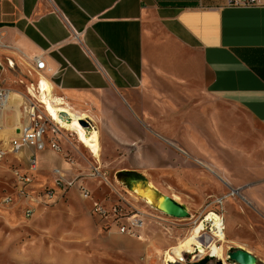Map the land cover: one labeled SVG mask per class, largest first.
Returning <instances> with one entry per match:
<instances>
[{
	"label": "crops",
	"instance_id": "obj_1",
	"mask_svg": "<svg viewBox=\"0 0 264 264\" xmlns=\"http://www.w3.org/2000/svg\"><path fill=\"white\" fill-rule=\"evenodd\" d=\"M225 1L0 0V57L16 64L0 139L27 122L29 86L43 77L101 145L97 155L66 129L60 151H36L44 173L144 176L161 169V142L202 160L264 151V6Z\"/></svg>",
	"mask_w": 264,
	"mask_h": 264
},
{
	"label": "rangeland",
	"instance_id": "obj_2",
	"mask_svg": "<svg viewBox=\"0 0 264 264\" xmlns=\"http://www.w3.org/2000/svg\"><path fill=\"white\" fill-rule=\"evenodd\" d=\"M8 141L5 138L3 145L7 147ZM160 145L161 169L144 178L64 174L66 180L78 177L100 203L123 197L139 209L145 222L142 239L123 233L120 223L124 221L98 215L77 186L60 188L54 173L39 167L29 170L25 156L8 152L0 158V264H194L187 253L181 260L176 254L167 259L165 251L179 247L211 210L224 217L226 241L214 243L217 249L222 247L223 256H207V264H238L227 259L237 248L264 264V151L202 160L178 149L175 154L169 142ZM144 163L151 167V162ZM22 175L32 180L26 188L30 199L19 194ZM148 183L142 190L140 186ZM129 186H139L135 193L143 198L132 195ZM174 194L188 206L189 218L157 209L160 196ZM220 198L222 203L217 202ZM27 207L34 209L31 217L25 216Z\"/></svg>",
	"mask_w": 264,
	"mask_h": 264
},
{
	"label": "built area",
	"instance_id": "obj_3",
	"mask_svg": "<svg viewBox=\"0 0 264 264\" xmlns=\"http://www.w3.org/2000/svg\"><path fill=\"white\" fill-rule=\"evenodd\" d=\"M224 6L260 7L264 6V0H226ZM33 62L36 72L45 69L46 63L39 56L33 57ZM15 68L16 64L13 60L9 58L3 59L0 57V113L12 107V97L14 91L7 84L8 78L7 73L5 72L7 70L14 71ZM42 79L43 77H40V80L35 86L30 84L28 90L30 91L32 89L35 93L41 95L43 92L41 89ZM45 94L50 100H52L51 91L49 92L45 90ZM21 97L23 96L21 95ZM32 97L34 100L23 104V112L27 122L19 129V133L9 139V144L7 147L3 145L5 139H0V158H3V156H5L8 152L20 153L26 148H31L34 150V153L33 156H31L28 160L30 163L29 170L33 171L38 167L36 151L45 149L47 144H49L53 150L60 151L61 147L58 141L60 140V136H62L63 131L66 129L63 127L61 122L57 121L55 117L49 113L46 103L39 100L33 94ZM54 174L56 175V184L58 187H64L67 189L71 186H77L83 198L91 201L92 207L98 215L105 218L110 217L113 219H118V221H124L120 223L123 233L138 237L139 239L143 238L142 230L145 225L142 217L143 213L136 207L132 206L126 199L121 197L120 200H117L113 203H100L99 201L93 199L90 189H88L78 177L71 180H66L64 173H62L59 169H55ZM91 174L95 176L101 175L102 173H99V171L95 169ZM20 181L21 186L19 189V194L30 199V195L28 194V190L26 188L27 185L31 183V178L29 176L22 175L20 176ZM9 201H11V199H9L8 202ZM222 201V198L217 199L218 203H222ZM33 212L34 209L32 207H27L25 216L31 217ZM212 214L217 215L221 219L225 230L224 217L222 213L220 211L211 210L208 211L206 215H204V217L200 220V222L203 223L201 238L203 240L207 238L211 239V242L220 245L222 243L221 236L214 231L213 222L206 219ZM204 248L207 250V252L203 254L197 245H194L192 251H185L184 253H187L188 256L191 257V262L194 264L206 258L207 256L210 258H218L212 256L211 253H209V245H205ZM177 259L181 260V258ZM227 259H229L228 256Z\"/></svg>",
	"mask_w": 264,
	"mask_h": 264
},
{
	"label": "bare ground",
	"instance_id": "obj_4",
	"mask_svg": "<svg viewBox=\"0 0 264 264\" xmlns=\"http://www.w3.org/2000/svg\"><path fill=\"white\" fill-rule=\"evenodd\" d=\"M41 89L43 91L41 93V95L35 93L32 89H31V93L35 97H37L39 100H41L47 104L49 113H51V115H53L57 121L61 122L65 129L73 130L78 135L80 141L83 142L87 147L92 149L93 152H95V154L98 155L100 148H101L98 131L95 130L94 128L86 129L84 126H82L80 124L79 120L84 119V118H81L83 116H78V115L72 113L71 111L64 109V106L53 103L54 101L52 102L45 94V90H47L49 92L51 91V87H50L49 83H47L45 80H43L41 83ZM63 111L67 112L71 116L72 120L70 122L64 121L60 118L59 113L63 112ZM20 153H18V154H20ZM232 193H236V192L234 191ZM206 219H208V221L213 222L214 231L216 233H218L221 236V240L223 242H225L226 238L224 236V228H223V224H222L221 219L215 214L209 215ZM202 226H203V223L197 222V225H196L194 231L192 232V234L189 237H187L185 240H183L180 243L179 247H174L172 249L166 250L165 254H166L167 259L173 258L172 254H176L179 258H181L185 251H192L194 245H197L198 248L201 249L202 254L206 253V249L204 248V246L209 245V247H210L209 252H211L212 256L221 258L223 256L221 253L222 247L217 249L214 246V242H211V239L207 238V239L203 240L201 238ZM222 230H223V232H222Z\"/></svg>",
	"mask_w": 264,
	"mask_h": 264
},
{
	"label": "water",
	"instance_id": "obj_5",
	"mask_svg": "<svg viewBox=\"0 0 264 264\" xmlns=\"http://www.w3.org/2000/svg\"><path fill=\"white\" fill-rule=\"evenodd\" d=\"M59 115L64 121L70 122L72 120L67 112H60ZM79 122L87 129L93 128L92 124L86 119H80ZM156 207L163 213L175 218L185 219L191 216L188 206L185 203H181L169 195L160 196L157 200ZM228 257L238 264H257L258 261L252 253L240 248L229 252ZM217 264H222V262L218 261Z\"/></svg>",
	"mask_w": 264,
	"mask_h": 264
},
{
	"label": "trees",
	"instance_id": "obj_6",
	"mask_svg": "<svg viewBox=\"0 0 264 264\" xmlns=\"http://www.w3.org/2000/svg\"><path fill=\"white\" fill-rule=\"evenodd\" d=\"M137 176L144 178V176L140 175V174H137ZM208 260H209L208 257H206V258L202 259L198 264H207Z\"/></svg>",
	"mask_w": 264,
	"mask_h": 264
}]
</instances>
